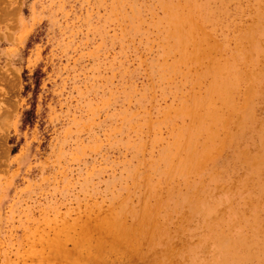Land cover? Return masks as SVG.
<instances>
[{"label":"rangeland","instance_id":"1","mask_svg":"<svg viewBox=\"0 0 264 264\" xmlns=\"http://www.w3.org/2000/svg\"><path fill=\"white\" fill-rule=\"evenodd\" d=\"M0 264H264V0H0Z\"/></svg>","mask_w":264,"mask_h":264},{"label":"bare ground","instance_id":"2","mask_svg":"<svg viewBox=\"0 0 264 264\" xmlns=\"http://www.w3.org/2000/svg\"><path fill=\"white\" fill-rule=\"evenodd\" d=\"M209 37V36H208Z\"/></svg>","mask_w":264,"mask_h":264}]
</instances>
